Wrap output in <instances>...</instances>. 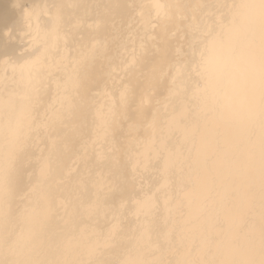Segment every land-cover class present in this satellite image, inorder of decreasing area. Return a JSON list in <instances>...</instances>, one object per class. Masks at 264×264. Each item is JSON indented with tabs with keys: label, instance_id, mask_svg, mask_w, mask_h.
<instances>
[{
	"label": "bare ground",
	"instance_id": "obj_1",
	"mask_svg": "<svg viewBox=\"0 0 264 264\" xmlns=\"http://www.w3.org/2000/svg\"><path fill=\"white\" fill-rule=\"evenodd\" d=\"M33 1L27 50L0 33V264H264V0ZM135 15L108 74L89 46ZM125 188L138 238L102 210Z\"/></svg>",
	"mask_w": 264,
	"mask_h": 264
},
{
	"label": "rangeland",
	"instance_id": "obj_2",
	"mask_svg": "<svg viewBox=\"0 0 264 264\" xmlns=\"http://www.w3.org/2000/svg\"><path fill=\"white\" fill-rule=\"evenodd\" d=\"M23 1H25V0H6V2H5V0H0V3L2 2H4V4H0L1 6H0V21L3 19V22L4 23H1L0 22V33H1V35H3L5 38L6 37H8L9 35H12V36H9V37H11V40L10 41H8L9 43L11 42V43H13V42H15V43H13V45H15L16 44V42H17V44L15 45V47L14 48H18V47H20V48H23V49H26L27 50V48H29L28 46L26 47V43H27V41H29V39H28V37L26 36V31H23L22 30V28L23 29H25V26L23 27V25L22 26H19V28H15V26H12V24L14 25L15 24V22H18V23H20L21 21L23 22L24 20V18H26V11H27V9L29 8V10H34L33 9V5L32 4H34V1L32 0V3H31V0H28L27 2H23ZM30 1V2H29ZM132 1H134V0H132ZM131 1V2H132ZM136 1H138V2H136ZM188 1V0H187ZM134 2H136V3H134ZM133 3L136 5H133V6H135L134 7V9H135V11H136V8H137V10H138V8H140V6H139V4L140 5H144L145 3H143L144 1L143 0H141V2H140V0H135ZM6 3H9V5L8 4H6ZM26 3H28V4H26ZM31 4V7H30V4ZM189 2H187V4H188ZM6 4V5H5ZM26 4V5H25ZM23 6H25V8L23 7ZM29 6V7H28ZM139 6V7H138ZM188 6H190V3L188 4ZM188 6H187V9H188ZM27 7V8H26ZM2 8H4V9H2ZM7 8V9H6ZM8 8H12V12H11V9H9L8 10ZM24 8V9H23ZM98 8V7H97ZM21 9V10H20ZM2 10H4V11H2ZM7 10V11H6ZM26 10V11H25ZM97 10V9H96ZM14 11V12H13ZM24 11V12H23ZM13 13V14H11V13ZM16 12V14H14ZM89 12V11H88ZM90 12H93V11H90ZM89 12V14H85L86 16L84 17V16H81V17H79L80 19L83 17V20H80L79 21V19L78 20H76L75 22H74V24L72 25L73 26V28L74 29H77V31H79V33H81V31H82V29L85 27L86 28V26L87 27H89L90 25H92L91 24V18H92V15H93V13H90ZM5 15H3V14ZM7 13V14H6ZM98 13V12H97ZM96 13V14H97ZM10 16H14L15 15V17H10ZM92 14V15H91ZM89 15V16H88ZM2 16H3V18H2ZM139 15H135V16H131V18L130 19H132V21H133V24L131 23L132 21L129 19L127 22H125V25H126V28H125V25H123L124 23H123V21H122V23H120L121 21L120 20H118L117 22H116V20H114L113 22H112V25L113 26H111L112 27V31L114 30L113 29V27L115 28V24L117 23H119V24H121V26L122 27H124L123 29L125 30H123V29H119V28H121V26L120 27H118V29L116 30L115 29V31L116 32H112L113 34H112V37H113V39L110 37V38H107V37H102V40H100L101 39V37L99 38V37H97L96 39H98V40H96V39H94V43L92 44V46H89V48L90 47H92L91 49H89L90 51H93V53L91 54V56L93 57L94 56V58H96V56H98L97 58H99V59H101L102 61H104L105 59L107 60V61H104L105 63H107V65L106 66H108V70H110V71H108V72H106V73H110L111 72V66H113V65H115L116 66V64L118 65V64H120V63H122L123 61L125 62V60H126V58L125 59H123L122 60V58L121 57H125V56H127V59H128V55L126 54L127 53V50H129L130 48L132 49V50H134V51H132L131 50V52H135L136 50H135V46H136V48L138 47V44H140V43H142L141 42V40H143V38H142V36L143 35H141V34H139V30H137V29H139V28H137V27H134L133 28V26H140V24L138 23V24H134V22L138 19V18H140V16L138 17ZM4 17H7V18H11V19H13V21L12 20H8L7 18H5V20H4ZM87 17V18H86ZM136 17V18H135ZM138 17V18H137ZM16 18V19H15ZM84 18H86V20L84 19ZM90 18V19H89ZM90 20V23L88 22V20ZM134 19V20H133ZM136 19V20H135ZM7 20V23L9 22L10 23V21H12V23L11 24H8L10 27H12V28H8L9 26L8 25H6V23H5V21ZM15 20V21H14ZM120 21V22H119ZM85 22V23H84ZM89 23V24H87V23ZM187 22H185L183 25V27H186V24ZM1 24H3V25H1ZM81 24V25H80ZM83 24V25H82ZM116 24V25H117ZM141 24H142V22H141ZM75 25H77V26H75ZM85 25V26H84ZM131 25V26H130ZM8 26V27H7ZM3 27H4V29H5V27H6V29L8 28V30H9V34H8V30H4L3 29ZM22 27V28H21ZM82 27V28H81ZM129 27V28H128ZM14 28H15V30H14ZM20 28H21V30H20ZM136 28V29H135ZM11 29L13 30V31H11ZM130 29V30H129ZM1 30H4V31H1ZM128 31V34H127V31ZM142 30V29H141ZM17 31V32H16ZM20 31V32H19ZM23 31V32H22ZM137 32V33H134V32ZM12 32V33H11ZM14 32V33H13ZM117 32H118V35H117ZM3 33V34H2ZM16 33V34H15ZM24 33H25V35H24ZM134 34V35H132V34ZM141 33V32H140ZM6 34H8V35H6ZM19 34H21V35H19ZM125 35V37H124V35ZM135 34H137V36H135ZM6 35V36H5ZM17 35V39H16V36ZM113 35H115V36H113ZM117 35V36H116ZM121 35H123V36H121ZM128 35H131V36H133V38L131 39V36H128ZM139 35H141V38H140V36ZM23 36V37H22ZM118 36L120 37V38H124V40H121V39H119L118 38ZM139 36V37H138ZM25 37V38H24ZM27 37V38H26ZM118 39H117V38ZM126 37H129V38H126ZM137 40H136V39ZM139 38H140V42L138 41L139 40ZM28 39V40H27ZM104 39H106V40H104ZM110 39V40H109ZM115 39H116V41H115ZM129 39V40H128ZM16 40V41H15ZM113 40V41H112ZM118 40V41H117ZM93 41V40H92ZM95 41H96V43H95ZM98 41V42H97ZM108 41V42H107ZM115 41V42H114ZM122 41V43L120 44L119 42H121ZM124 41V42H123ZM130 41V42H129ZM117 42V43H116ZM136 42H137V44H136ZM98 43V44H97ZM101 43H104V44H101ZM107 43V45H108V47H107V45L105 46V44ZM132 45H131V44ZM95 44V45H94ZM113 44H115L114 45V48H112V47H110L111 45H113ZM117 44H119V45H117ZM123 44V45H122ZM136 44V45H135ZM91 45V44H90ZM94 45V46H93ZM123 47L122 49H124L123 50V54H126V55H123L122 54V50H121V46ZM128 45V46H127ZM131 45V46H130ZM17 46V47H16ZM95 46H96V48H98L97 50H96V48H95ZM126 46V47H125ZM88 47V46H87ZM94 47V48H93ZM100 47H102L101 49H100ZM104 47H106V49L104 48ZM118 47V48H117ZM120 47V48H119ZM129 47V48H128ZM182 48H183V46H181ZM104 48V49H103ZM117 49V51H116V49ZM179 48V47H178ZM95 49V50H94ZM112 49H113V51H112ZM114 49H115V52H114ZM121 51H120V50ZM138 49H140V47H138ZM75 51V49H71V51L72 52H70L72 55H70V54H68V52H67V58L68 59H71V60H73L74 58L72 57V56H74V51ZM79 50H82V49H79ZM100 50V51H99ZM110 52H109V51ZM119 50V51H118ZM180 50H182L181 48H179V53L176 55V62L174 61V63H181V62H185L187 59H188V51L185 49V48H183V50H182V53L180 54ZM83 51V50H82ZM97 51V54H95V52ZM103 51V52H102ZM187 51V52H186ZM103 53V54H101V53ZM113 52V53H112ZM119 52V53H118ZM186 52V53H185ZM100 55H99V54ZM116 53V54H115ZM121 53V54H120ZM94 54V55H93ZM104 54H106V55H104ZM110 54H112V56H110ZM118 54V55H117ZM120 54V55H119ZM183 54V55H182ZM123 55V56H122ZM69 56L71 57V58H69ZM102 56V57H101ZM103 56H104V58H103ZM115 56H117V57H115ZM119 56H121V57H119ZM186 56V57H185ZM91 57V58H92ZM101 57V58H100ZM119 57V58H118ZM183 57L184 58H187V59H183ZM111 58V59H110ZM113 58H115V59H113ZM118 58V59H117ZM181 58H182V60H181ZM119 59L120 60H122V61H119ZM115 62H114V61ZM116 60H118V61H116ZM179 60V61H178ZM180 60H181V62H180ZM184 60V61H183ZM127 61L128 60H126V63H124V64H128L127 63ZM114 63V64H113ZM183 63H181V64H179L176 68H178V67H184L185 65L183 64ZM107 68V67H106ZM175 69V68H174ZM83 70H88L87 69V67L86 68H83L82 70L80 69V74H82V73H86L87 71H83ZM107 70V69H106ZM168 70L170 71L169 73H170V76H169V73H167L168 72ZM172 71V72H171ZM82 72V73H81ZM174 70L173 69H166L165 70V72H163L162 73V76H161V79H166V76H168V78L170 79V81H169V79H168V83H169V86H171L172 88H170V87H166L165 89L167 90H163V92H165L164 94H168V95H164V96H162V97H164V98H156V100L154 101V103L157 105H160V106H156V108H158L159 107V109L164 105V104H166V102H167V100L171 97V96H173V94L174 93H176L177 94V92H178V88H177V86L179 85V82H176V81H178L177 79H175V77H174ZM84 74H82V75H84ZM165 74H168V75H166L165 76V78H163L164 77V75ZM175 79V80H174ZM172 80V81H171ZM168 83H167V85H168ZM174 83H176V85L174 84ZM171 84V85H170ZM152 89H154V88H151V90ZM172 89V90H171ZM94 93L98 96V94H97V92H95L94 91ZM167 96V97H166ZM166 97V98H165ZM169 97V98H168ZM159 99H161V101H162V103L163 104H160V100ZM164 99V100H163ZM94 102V101H93ZM89 106V105H88ZM90 109V108H89ZM88 108H87V110H89ZM86 110V111H87ZM84 116H86V112H85V114H84ZM119 117V116H118ZM125 117V116H124ZM81 122V121H80ZM122 123V122H121ZM120 123V124H121ZM132 123H130L129 125H127V126H125V127H127V129L126 128H124V130H126L128 133L129 132H131L130 131V128H132V130L133 131H136L137 129L139 130V127L140 126H138L137 124H132ZM131 125V126H130ZM121 127V126H120ZM124 127V126H123ZM123 127H122V129H123ZM130 127V128H129ZM84 129H85V127H83ZM81 129L80 131L81 132H83L82 130H84V129ZM135 128H137V129H135ZM86 129L89 131V128L88 127H86ZM86 129H85V131H86ZM129 129V130H128ZM80 132V133H81ZM136 132H138V133H140L141 131H136ZM82 134V133H81ZM140 136H142L143 137V135H141V133L139 134ZM138 135V136H139ZM139 136V137H140ZM142 137H140V138H142ZM134 139L135 138H129L127 141H128V143L130 144V143H133V141H134ZM127 143V144H128ZM131 146H132V144H131ZM134 147V146H133ZM127 148V147H126ZM75 150V149H74ZM73 150V152H75ZM72 152V151H71ZM70 152V153H71ZM72 154V153H71ZM60 156H61V153H60ZM60 159H61V157H60ZM60 161H62V160H60ZM139 180V179H138ZM113 180H110L108 183L110 184H106V185H109V186H111L110 188L112 189L111 191H113V182H112ZM120 187H121V185H120ZM136 188H137V186H136ZM132 188H125L124 190H120L119 191V195L118 196H120L121 195V198L119 197V200L118 201H115V202H113V197H110L109 199H110V202H109V199H107V200H104L103 201V209L102 210H104V209H107V207L108 208H111V207H113V211H114V213H113V219H119V217H122V222H121V229H122V231H121V234H125L126 233V235L127 236H129L130 237V235H136L135 237L136 238H138L137 236H139L140 234H141V232H143V230L144 229H141L140 227L138 228V225L135 223V221H132L131 223H129L128 224V222H130L129 220H130V217H128V216H130V214H131V212L129 211V204H128V200H127V198L129 199V200H131L132 199V197H131V194H130V190H131ZM122 191V192H121ZM113 193V192H112ZM124 193V194H123ZM128 193V195H127V197L126 196H122V195H126ZM128 196H130V197H128ZM122 197H124V198H122ZM122 199L125 201V203L127 202V204H126V206H125V204H124V206H123V202H122ZM112 200V201H111ZM108 201V202H107ZM133 201H135V200H131V202L133 203ZM104 202H106V203H104ZM122 202V203H121ZM117 204V205H115V204ZM105 204H106V206H105ZM108 204V205H107ZM114 204V206H112ZM122 205V207H123V209H122V207L120 208V206ZM128 206V207H127ZM125 208V209H124ZM120 209V210H119ZM127 210H128V212H127ZM118 212H120L121 214L118 216L117 214H118ZM127 213V215H126V213ZM117 213V214H116ZM123 213V214H122ZM129 213V214H128ZM125 215V216H124ZM101 216H103V215H101ZM118 216V218H116ZM112 217V215L111 216H109L108 218H107V220H110L109 218H111ZM100 218V217H99ZM101 219H102V222H101ZM101 219H100V224H105L106 222V218L104 219V218H102L101 217ZM103 222H105V223H103ZM123 222H124V226H123ZM126 222H127V224H126ZM133 224V225H132ZM126 226H127V228H126ZM135 226V227H134ZM124 227V228H123ZM126 228V229H125ZM137 228V229H136ZM135 229V230H134ZM123 230H124V232H123ZM142 230V231H141ZM140 231V232H139ZM133 232V233H132ZM135 232V233H134ZM53 233H55V231H53ZM53 233H52V235L50 234V236L49 237H51V238H54V237H52L53 236ZM128 233V234H127ZM137 233V234H136ZM128 237V238H129ZM131 238V237H130ZM127 246H125L124 247V250H122L121 252H118V253H116V254H114L113 255V257H111L110 259L114 262L115 260V262L114 263H116L117 261L119 262H121V261H123L124 259V257L125 256H127V253H131V251H132V249H130V247L128 248H126ZM126 248V249H125ZM128 250H130V251H128ZM128 251V252H127ZM123 252V253H122ZM114 253V252H113ZM121 253V254H120ZM133 253V255H134V251L132 252ZM116 255V256H115ZM121 255V256H120ZM122 255H124V256H122ZM53 258H55V259H53L54 261L56 260V258L57 257H54V256H52ZM123 257V258H122ZM113 258H114V260H113ZM57 261V260H56ZM103 264H105V263H103ZM107 264V263H106ZM121 264V263H120Z\"/></svg>",
	"mask_w": 264,
	"mask_h": 264
}]
</instances>
